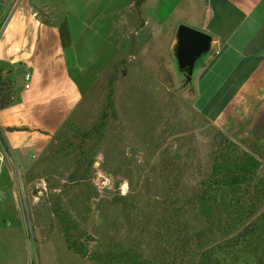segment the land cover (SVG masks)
<instances>
[{"label": "rangeland", "instance_id": "1", "mask_svg": "<svg viewBox=\"0 0 264 264\" xmlns=\"http://www.w3.org/2000/svg\"><path fill=\"white\" fill-rule=\"evenodd\" d=\"M27 1L0 28L1 56H15L14 45H4L8 38L22 34L32 39L25 28L28 19L19 18ZM135 7L133 0L131 12L122 6L108 11L107 29L73 27L72 38L66 32L62 44L50 45L47 53L33 52L27 65L0 59L3 67L13 69L6 78L15 87L13 106L0 111V264H100L67 248L58 206L73 218L74 237L85 243L90 257L139 249L160 264H198L205 249L226 246L264 213L261 203L231 235L224 234V222L209 224L199 213L198 187L223 139L241 144L264 134L235 141L204 117L202 112L220 111L233 93L221 90L222 78L213 71L200 76L196 94L193 86L183 87L171 39L152 37L157 30L149 19L139 26ZM57 47L66 56L54 52ZM27 74L33 75L31 81H26ZM113 77L115 116L98 147L88 184L73 182L77 147L107 108ZM26 83L32 86L26 91L35 95L34 102L47 107L35 121L12 130L3 117L14 109ZM44 116L58 123L53 132L47 131ZM96 140L88 141L89 147ZM262 162L264 175V153ZM114 197L130 201L127 211L107 206ZM225 253L228 264H254L238 249Z\"/></svg>", "mask_w": 264, "mask_h": 264}, {"label": "crops", "instance_id": "2", "mask_svg": "<svg viewBox=\"0 0 264 264\" xmlns=\"http://www.w3.org/2000/svg\"><path fill=\"white\" fill-rule=\"evenodd\" d=\"M170 1L167 3L166 0H145L141 6L136 4L138 25L143 26V22L146 24L149 19L152 29L157 30L153 32L152 37L160 35L169 37L171 39L169 43H173L182 25L214 37L217 45L213 54L200 62L193 80V90L196 94L201 75L213 71L216 76L222 78L221 90L233 94L220 111L212 115L202 112V115L226 134H232L235 141L249 137L262 138L261 134H264V0ZM22 2L23 0H0V28L9 19H15ZM119 6H122L126 12L134 10L133 0H28L22 14L20 13L19 18L22 20H19L28 19L26 21L29 25L31 22L34 24V31L30 29L31 25L24 24L30 32L28 37L32 36V41L24 38L22 34L13 41L8 38L4 45H14L11 47L16 50L13 53L15 56L0 55L1 62L10 61L13 66L17 63L21 66L27 65V62L33 58V52L47 53L50 45L52 49V45L62 44V35L64 36L66 32L68 38H72L73 27L107 29V12L115 8L119 9ZM161 11H165L163 15ZM65 28L68 31H65ZM31 45L32 48H29ZM54 52L66 56L63 48H54ZM171 56L173 58L172 53ZM38 58H43L42 54ZM2 65L4 64L0 63L4 77L12 76L13 69L10 70L8 66ZM65 67L69 65L66 63ZM45 70L49 72V69ZM30 75L33 78V75ZM31 89L32 86L28 89L25 87L23 95L16 96L14 109L3 117L4 124L8 128H17L20 124L35 121L38 119L39 111L47 107L42 101L40 104L34 102L35 95L26 91ZM9 108L1 112H7ZM44 117L47 120L48 116ZM47 121L49 126L45 127L50 128L47 131L53 132L56 129L54 126L58 123ZM48 132L41 133L49 135Z\"/></svg>", "mask_w": 264, "mask_h": 264}, {"label": "trees", "instance_id": "3", "mask_svg": "<svg viewBox=\"0 0 264 264\" xmlns=\"http://www.w3.org/2000/svg\"><path fill=\"white\" fill-rule=\"evenodd\" d=\"M144 2L145 0H136L138 6ZM115 80L116 77H113L110 81L107 108L103 111L100 121L91 131L84 134L82 143L77 147L79 157L75 171L71 175L73 182L83 181L86 184L89 182V173L96 162L98 147L104 141L109 120L115 116ZM13 94L14 83L4 77L0 67V111L12 105ZM94 136H97L96 143L89 147L88 141L94 139ZM241 144L250 147L252 152L246 151ZM241 144L227 138L223 139L221 148L213 156L212 168L199 184L197 191L199 213L209 224L224 222L225 235L233 234L256 213L257 206L264 203V175L260 172L263 164L264 138L246 139ZM129 205H131L129 200L120 197H114L107 202V206H122L125 211ZM56 215L61 221L67 248L82 258H90L100 264H160L155 263L157 257L155 262H152V259L139 249L90 257L85 243L74 237L73 230L76 227L73 218L63 213L60 206L56 210ZM204 246L206 244H202V247ZM230 248L240 250L254 264H264V213L237 236H231L226 246H221L219 250L216 247L205 249L198 264H228L225 252Z\"/></svg>", "mask_w": 264, "mask_h": 264}, {"label": "water", "instance_id": "4", "mask_svg": "<svg viewBox=\"0 0 264 264\" xmlns=\"http://www.w3.org/2000/svg\"><path fill=\"white\" fill-rule=\"evenodd\" d=\"M216 45L215 38L207 33L184 25L179 27L171 53L178 77L185 79L183 87L193 83L199 63L213 54Z\"/></svg>", "mask_w": 264, "mask_h": 264}, {"label": "clouds", "instance_id": "5", "mask_svg": "<svg viewBox=\"0 0 264 264\" xmlns=\"http://www.w3.org/2000/svg\"><path fill=\"white\" fill-rule=\"evenodd\" d=\"M97 175L100 176V175H102V174L98 173ZM108 183H109V182H108L107 180H105V186H107ZM127 187H128L127 182H125V183L122 185V194H126Z\"/></svg>", "mask_w": 264, "mask_h": 264}, {"label": "built area", "instance_id": "6", "mask_svg": "<svg viewBox=\"0 0 264 264\" xmlns=\"http://www.w3.org/2000/svg\"><path fill=\"white\" fill-rule=\"evenodd\" d=\"M25 79H26V81H29L31 79V76L29 74H27L26 77H25ZM29 87H30V85L27 84L26 85V88H29Z\"/></svg>", "mask_w": 264, "mask_h": 264}, {"label": "flooded vegetation", "instance_id": "7", "mask_svg": "<svg viewBox=\"0 0 264 264\" xmlns=\"http://www.w3.org/2000/svg\"><path fill=\"white\" fill-rule=\"evenodd\" d=\"M181 80H182V86H183V83H184L185 79H184V78H181ZM190 86H193V84H188L185 88L187 89V88H189Z\"/></svg>", "mask_w": 264, "mask_h": 264}]
</instances>
